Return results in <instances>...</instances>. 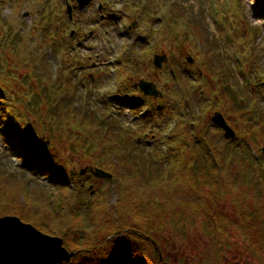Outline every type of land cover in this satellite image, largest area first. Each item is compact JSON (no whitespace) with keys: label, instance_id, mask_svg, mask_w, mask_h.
Masks as SVG:
<instances>
[{"label":"rangeland","instance_id":"374dc122","mask_svg":"<svg viewBox=\"0 0 264 264\" xmlns=\"http://www.w3.org/2000/svg\"><path fill=\"white\" fill-rule=\"evenodd\" d=\"M142 80L160 96L139 93ZM0 100L42 138L69 187L58 192L23 171L0 134V195H17L1 182L11 176L64 204H50L52 218L28 204L29 213L6 215L0 205V217L42 233L44 225L63 246L57 227L66 224L73 241L84 233L99 246L145 211L159 264H264V0H92L83 9L75 0H0ZM215 113L233 140L212 124ZM209 212L219 235L201 231ZM80 217L94 224L82 231Z\"/></svg>","mask_w":264,"mask_h":264},{"label":"trees","instance_id":"16d2710c","mask_svg":"<svg viewBox=\"0 0 264 264\" xmlns=\"http://www.w3.org/2000/svg\"><path fill=\"white\" fill-rule=\"evenodd\" d=\"M208 43L214 44L213 41L208 42ZM218 64H220L224 68V65H222V63L218 62ZM224 71H226V73L223 75L225 80L234 79L233 71L231 72V70H228L226 68ZM66 77H65V80H66ZM71 77L73 78V75H71ZM55 78L56 76L54 77V79ZM220 82H223V81H220ZM245 90L248 94L250 95L252 94V90H249L247 88ZM142 101L144 100L135 99L132 105L134 106L138 105ZM4 104L5 102L0 100V118L2 119L1 122H3L1 124L2 128L0 130V134L4 142L5 150L8 152H11V154L17 157L19 161H21V167L23 171L34 173V175L39 174L38 176H42L45 179H50L51 186L57 188L58 192H62V191L66 192V189H69L68 184L66 182L68 179L67 177L68 174H65V170L64 171L62 170L63 169L62 165L59 164V162L55 159L54 155L51 154V152H49L48 149H45L43 146L38 145L37 139H36L37 136H35L36 133L30 136L26 130L22 129V127L28 128V126H24L21 124V122L22 123H25V122L23 120L21 121V119L19 120V116L17 118L15 116H12L9 108H7L6 105ZM55 105H58V104H55ZM133 109L138 110V106L134 107ZM6 112H9V114H6ZM148 112L149 111H147L146 113ZM16 115H18V113ZM4 117H6L7 119H5ZM81 122L82 121H80L79 124H82ZM187 122L189 123V121ZM23 137H26V140H27L26 142L21 141ZM34 140L36 143L34 142ZM121 142L122 141L118 143L121 144ZM110 149H112V147H110ZM139 153H142V152L139 151ZM209 161L212 164H215L214 158ZM222 163L223 161L220 162L218 171L223 169ZM194 171L195 170L192 169L190 173H193ZM209 174H211L210 170L204 176H210ZM53 176H55L56 178H53ZM245 176L247 177L248 173H246ZM7 177H3L1 182L4 181L10 186H14L15 188L17 187L16 189L18 193L15 196L14 195L13 196L12 195H9V196L0 195V205L2 206L1 209L2 208L4 209V212L6 213V215L8 214L7 212H9L10 214H13L12 209H16V208L18 210L26 211L27 208L25 207L24 204L26 205L28 204L34 208L46 209V211L50 213V217L52 218L53 217V215L51 214L52 211L49 210L50 204H53L54 206L55 205L58 206V208H56L58 211H60L61 208L64 207V204L58 205V204H55L54 202L55 200H49L50 194L48 193L47 190L32 187L31 184L24 185L23 183L24 180L23 179L21 180V178L19 181H15V180H12L11 176H7ZM195 182L197 185L198 180L194 181V185H195ZM3 185L6 186V184H3ZM21 186H23V188H21ZM58 197L62 198L61 196H58ZM122 197L123 198L121 200H128L125 197V195H122ZM12 198L15 200V204H16L15 206H12L13 203L6 204L8 202L3 201V200L9 201ZM131 200H133L132 197H131ZM115 205H117V203ZM26 212L29 213L30 211H26ZM2 214L4 215V213ZM33 215L35 216V212L33 213ZM136 215L137 216H134L135 217L134 219L136 223L140 225L135 224V223H133V225H121V230L119 231L116 230L118 232L112 233V234H115L113 239H111L108 242L102 243L99 246H96L95 244L88 245L87 242H88L89 236L84 233H82V235L85 236L83 240L73 241L71 238L72 236L71 231L73 230L66 229L68 227L66 226V224L58 226L57 228H59L58 230L59 234H61L64 237V241H65L64 246H66L68 250L71 249V251L74 250L75 252H77V254L72 258L70 262L63 263V264H154V263L159 264L158 247L161 250V245L159 243V238L156 237L157 233H155V235L153 236L149 235L150 237L149 239L145 238L147 234H150L149 232L147 233L149 229H153V231H155V229L150 225V223L147 222L148 220H145L146 215H149V214L148 213L146 214V212L143 211L142 213L137 212ZM147 217L149 220H151L150 216H147ZM39 219L41 220V218ZM80 220L81 222H79V226H78L79 229H82V231H86V229L92 223L94 224L95 219H93L92 217L88 219L84 217H80ZM92 220L93 222H91ZM71 221L72 219L69 220V223H71ZM162 222H163V219L161 223ZM55 223L57 224L56 218H55ZM203 223L204 224H202V220H201V226H202L201 231L204 234L205 233L206 234L208 233L207 235H209L210 233H216L217 235L221 234L217 229V226H216L217 221H216L214 213L209 212L206 218L203 219ZM67 225L72 226L73 224H67ZM160 225L158 224V226ZM181 226L184 227V225H181ZM203 226L205 227V230ZM42 229H43V233L48 231V228L44 225H41V230ZM158 236H159V233H158ZM146 246H148L152 251L151 250L149 251V249H147ZM147 257L152 258V263L150 260L147 261L148 263L144 261V259H146ZM220 262L221 261H219L218 263ZM160 264H171V263L167 262L162 257V262Z\"/></svg>","mask_w":264,"mask_h":264},{"label":"water","instance_id":"95a60500","mask_svg":"<svg viewBox=\"0 0 264 264\" xmlns=\"http://www.w3.org/2000/svg\"><path fill=\"white\" fill-rule=\"evenodd\" d=\"M75 1L80 9H83L92 0ZM163 61V58L157 57L153 64L156 68H160ZM186 61L192 63L189 57ZM138 88L144 96L153 98L160 96V92L151 82L142 80ZM210 121L223 132L226 139L233 140L235 132L227 125L220 113H215ZM36 139L38 145L42 146L43 144L40 143L42 138ZM95 170L93 174L96 177L110 176L101 169L95 168ZM76 254L66 249L60 238L47 236L15 216L0 217V264H63L72 260Z\"/></svg>","mask_w":264,"mask_h":264}]
</instances>
